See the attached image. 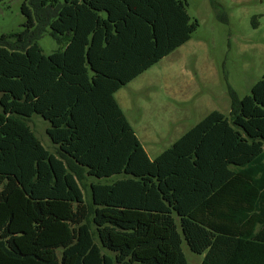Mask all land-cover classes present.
Segmentation results:
<instances>
[{
	"label": "trees",
	"instance_id": "16d2710c",
	"mask_svg": "<svg viewBox=\"0 0 264 264\" xmlns=\"http://www.w3.org/2000/svg\"><path fill=\"white\" fill-rule=\"evenodd\" d=\"M73 1L24 0L23 29L1 34L0 47L24 53L49 35L51 54L66 60L52 25ZM83 1L96 16L88 91L52 103L41 80L0 60V89L30 107L0 103V264H192L182 235L206 253L200 264H264V229L248 238L251 225L235 219L256 195L251 165L264 158V75L243 98L229 88V116L212 111L152 160L114 89L189 41L199 22L186 0ZM35 117L49 123L53 152Z\"/></svg>",
	"mask_w": 264,
	"mask_h": 264
},
{
	"label": "rangeland",
	"instance_id": "374dc122",
	"mask_svg": "<svg viewBox=\"0 0 264 264\" xmlns=\"http://www.w3.org/2000/svg\"><path fill=\"white\" fill-rule=\"evenodd\" d=\"M23 2H0V35L23 29ZM78 2L79 11L74 18ZM186 2L191 21L199 22L191 39L138 73L126 85L115 88L112 95L152 160L212 111L229 116V88L243 98L264 75V0ZM69 6H72L70 11L67 9L52 25L64 36L66 60L60 59L59 54H51L58 49V44L49 35H44L24 53L0 47V60L12 68L26 70L33 80H41L45 84L43 97L52 103L86 92L92 86L85 50L96 16L83 0H74ZM223 15L228 22L218 18ZM104 85L108 88L109 83ZM0 103L7 112L12 108L30 110L24 102L17 103L1 89ZM32 127L44 146L53 152L54 145L47 134L49 123L35 117ZM251 167L255 174L264 175V158ZM79 190L87 201L88 193ZM239 219L244 220L243 214H239ZM176 221L181 232L179 219ZM181 247L189 263L203 261L206 253L191 251L183 235Z\"/></svg>",
	"mask_w": 264,
	"mask_h": 264
},
{
	"label": "crops",
	"instance_id": "0c3cea01",
	"mask_svg": "<svg viewBox=\"0 0 264 264\" xmlns=\"http://www.w3.org/2000/svg\"><path fill=\"white\" fill-rule=\"evenodd\" d=\"M78 5H80V2L77 3L74 10L78 11ZM250 176L251 183L249 187H251L252 190L254 189L253 191L256 195L253 199H251L249 208L246 207L245 209L237 210L238 212L235 213V219L238 224L244 226L251 225L253 232L248 238H252L264 229V175L252 172ZM239 214H243L244 216V220L242 222L239 219Z\"/></svg>",
	"mask_w": 264,
	"mask_h": 264
}]
</instances>
